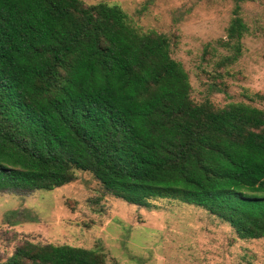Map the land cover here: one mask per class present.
I'll return each instance as SVG.
<instances>
[{"label":"trees","instance_id":"obj_1","mask_svg":"<svg viewBox=\"0 0 264 264\" xmlns=\"http://www.w3.org/2000/svg\"><path fill=\"white\" fill-rule=\"evenodd\" d=\"M233 16L204 94L171 57L173 34L143 30L117 5L0 0V192L51 191L74 172L148 208L203 210L238 240L264 239V93L216 106L247 32ZM215 57L213 48L202 52ZM204 59V58H203ZM0 264H107L102 247L32 243Z\"/></svg>","mask_w":264,"mask_h":264},{"label":"rangeland","instance_id":"obj_2","mask_svg":"<svg viewBox=\"0 0 264 264\" xmlns=\"http://www.w3.org/2000/svg\"><path fill=\"white\" fill-rule=\"evenodd\" d=\"M119 6L145 29L173 34L171 57L186 72L194 99L204 94L201 70L228 52L218 45L233 16V0H82ZM238 17L247 32L237 60L226 69L216 106L248 103L264 93V0H245ZM213 48L215 57L204 56ZM99 244L107 264H264V239L238 240L232 230L203 210L170 200L148 208L126 204L104 192L89 173L51 191L0 192V261L23 243Z\"/></svg>","mask_w":264,"mask_h":264}]
</instances>
